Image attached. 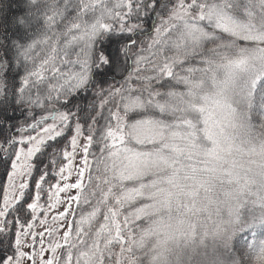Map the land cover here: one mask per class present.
<instances>
[{
	"label": "snow or ice",
	"instance_id": "1",
	"mask_svg": "<svg viewBox=\"0 0 264 264\" xmlns=\"http://www.w3.org/2000/svg\"><path fill=\"white\" fill-rule=\"evenodd\" d=\"M38 260L264 264V0H0V264Z\"/></svg>",
	"mask_w": 264,
	"mask_h": 264
},
{
	"label": "rangeland",
	"instance_id": "2",
	"mask_svg": "<svg viewBox=\"0 0 264 264\" xmlns=\"http://www.w3.org/2000/svg\"><path fill=\"white\" fill-rule=\"evenodd\" d=\"M79 164H80V155L78 154V155H76L75 160L73 161L72 174H71V176L69 177V179H68L67 181H64V180H60L59 177H56V178L52 181V183L55 184V183L59 182V184H60L61 186H63V184H64L65 182H67V183H73V182H75L76 179H77L75 169H76V166L79 165ZM65 175H67V172L65 173ZM55 192H56V189L53 188V189H52V192H51V194L53 195V200H52L53 203H54L55 200H56ZM75 192H76V190L71 189V190H69V191H67V192H61V193H59V198H60V200L63 201L64 203H61L60 205L57 206V208H55L53 211L49 212V214H48V223H47V225H43V226L38 225V226L35 228V231H36L37 233L43 231L44 227H51V228L55 229V228H57V226H58L59 224L64 223V221H60V220H58V221H56L55 223H53V221H52V216L55 215L57 212L63 211L64 207L66 206L67 198H68L69 196H71V195H75ZM45 199H46V196H45V197H42V203L44 202ZM74 204H75V203H73V207H74ZM69 218H70V217H69ZM47 241H48V236H47V234H46V235H45V238H44L45 246L47 245ZM39 243H40V241H39V238H38V239H37V251H39ZM47 256H48V253H45V258H47ZM37 264H39V260L37 261Z\"/></svg>",
	"mask_w": 264,
	"mask_h": 264
},
{
	"label": "trees",
	"instance_id": "3",
	"mask_svg": "<svg viewBox=\"0 0 264 264\" xmlns=\"http://www.w3.org/2000/svg\"><path fill=\"white\" fill-rule=\"evenodd\" d=\"M54 179H55V178H54ZM54 179H53V180H54ZM53 180H52V181H53ZM46 187H47V186H46ZM75 209H76V205L74 204L73 210H75ZM70 218H71V217H70Z\"/></svg>",
	"mask_w": 264,
	"mask_h": 264
}]
</instances>
